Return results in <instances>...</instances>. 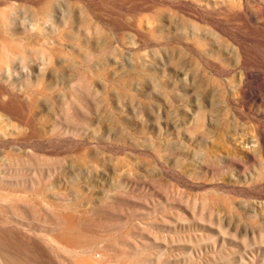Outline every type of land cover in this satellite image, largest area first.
I'll return each mask as SVG.
<instances>
[{
    "label": "rangeland",
    "instance_id": "1",
    "mask_svg": "<svg viewBox=\"0 0 264 264\" xmlns=\"http://www.w3.org/2000/svg\"><path fill=\"white\" fill-rule=\"evenodd\" d=\"M0 264H264V0H0Z\"/></svg>",
    "mask_w": 264,
    "mask_h": 264
}]
</instances>
